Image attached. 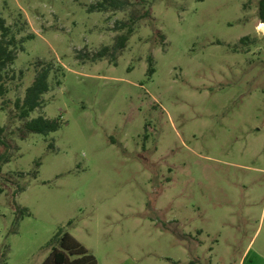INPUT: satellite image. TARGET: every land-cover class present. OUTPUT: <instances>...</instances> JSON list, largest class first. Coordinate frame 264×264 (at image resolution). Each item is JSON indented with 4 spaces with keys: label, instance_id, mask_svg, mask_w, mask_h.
<instances>
[{
    "label": "rangeland",
    "instance_id": "rangeland-1",
    "mask_svg": "<svg viewBox=\"0 0 264 264\" xmlns=\"http://www.w3.org/2000/svg\"><path fill=\"white\" fill-rule=\"evenodd\" d=\"M98 1L0 0L16 40L32 37L0 97V264H42L59 230L97 264H264L259 0L90 13ZM122 24L126 48L92 62ZM42 67L50 90L28 120L62 125L20 140L14 104Z\"/></svg>",
    "mask_w": 264,
    "mask_h": 264
},
{
    "label": "trees",
    "instance_id": "trees-1",
    "mask_svg": "<svg viewBox=\"0 0 264 264\" xmlns=\"http://www.w3.org/2000/svg\"><path fill=\"white\" fill-rule=\"evenodd\" d=\"M128 7L126 0H99L94 5H91L88 9L90 13L93 12H109V11H123ZM258 20L261 24H264V0L258 1ZM127 27L125 35L119 36L116 40V44L111 50L108 47H104L97 54L92 56V62L100 61L107 56H110L114 61L117 55L122 52L129 41V38L133 34V28L130 25ZM32 37L16 40V36L12 34L11 30L5 26L3 20H0V97H3L7 90L4 87L5 83V71L14 63L17 57V49L23 50L22 46L26 41L31 40ZM247 38H242L240 41H245ZM147 75L153 74L152 59L149 58ZM51 69L49 67H42L34 77V80L30 87L25 91L24 98L22 100H16L14 106L19 112L18 118L25 121L22 128L18 130L20 140H25L28 134H38L48 136L57 132L62 123L59 119H46L44 117H37L35 119H29V116L36 110L42 107V98L50 90L48 83ZM4 133V128H0V146L6 150L9 149L7 143L1 138ZM7 151L0 154V166L9 163V157H6ZM16 212L21 217L28 215L26 209L18 208L15 206ZM46 248L49 250V255L42 264H97L96 259L88 253L86 248L81 245L73 236L69 233L59 230L46 244Z\"/></svg>",
    "mask_w": 264,
    "mask_h": 264
},
{
    "label": "bare ground",
    "instance_id": "bare-ground-1",
    "mask_svg": "<svg viewBox=\"0 0 264 264\" xmlns=\"http://www.w3.org/2000/svg\"><path fill=\"white\" fill-rule=\"evenodd\" d=\"M257 30H259L261 32H264V25L263 24H259V27H258Z\"/></svg>",
    "mask_w": 264,
    "mask_h": 264
}]
</instances>
